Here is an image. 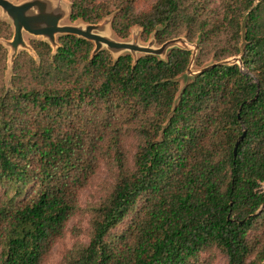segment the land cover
I'll return each instance as SVG.
<instances>
[{
    "label": "trees",
    "instance_id": "obj_1",
    "mask_svg": "<svg viewBox=\"0 0 264 264\" xmlns=\"http://www.w3.org/2000/svg\"><path fill=\"white\" fill-rule=\"evenodd\" d=\"M64 1L118 42L185 38L192 70L240 57L249 74L188 76L191 50L134 60L73 35L10 64L0 17V264H45L83 216L88 241L59 264H264V0Z\"/></svg>",
    "mask_w": 264,
    "mask_h": 264
},
{
    "label": "water",
    "instance_id": "obj_2",
    "mask_svg": "<svg viewBox=\"0 0 264 264\" xmlns=\"http://www.w3.org/2000/svg\"><path fill=\"white\" fill-rule=\"evenodd\" d=\"M0 9L7 15L13 27L12 41H2L6 47L9 46L11 48L9 54L10 64H12L16 58L18 48L20 47L23 48V50L32 53L31 47L24 44L23 33L30 34L33 37L42 38L44 41L47 40L54 50L58 46L55 40V35L58 34L73 35L92 42L94 44L93 54L105 48L114 56L128 52L134 60L137 58V54L163 56L169 48H185L192 51L190 62L186 70L188 76L201 74L218 65H232L234 63L239 65L244 74H249V72L244 69L240 57L231 58L200 70H192L198 46L189 43L185 38L169 40L159 47L154 46V41H151L146 46H142L138 43V35L133 36L132 42H118L107 36L106 34L109 32L110 19H105L102 23L97 25L86 24L79 26H62L60 23L66 15H68V10L62 4L53 3L50 0H27L20 4L13 3L9 0H0ZM46 10H50L49 12H51L47 17L48 25L41 28H33L30 23L34 20L35 15H37L36 13H43ZM244 135L245 129L243 128V134L238 138L234 147V156L236 155L238 144L243 139ZM261 209H264V204Z\"/></svg>",
    "mask_w": 264,
    "mask_h": 264
},
{
    "label": "rangeland",
    "instance_id": "obj_3",
    "mask_svg": "<svg viewBox=\"0 0 264 264\" xmlns=\"http://www.w3.org/2000/svg\"><path fill=\"white\" fill-rule=\"evenodd\" d=\"M24 1H27V0H24ZM24 1H22V2H24ZM50 1H52L53 3L62 4L69 11V8H68L69 5H68V3L66 1H64V0H50ZM22 2H19V3H16V4H20ZM49 11L50 10H46L43 13H36L37 15H35V18H34L33 21H31L30 25L33 28H41V27L47 26L48 25V18L47 17L51 13ZM0 17L2 19H5L6 21H8L9 24L11 25V27H12V24H11L10 20L8 19L7 15L4 14L1 9H0ZM60 25H62V26H79V25H86V24L80 23V22L71 23L68 20V15H66V17L61 21ZM12 29H13V27H12ZM139 34H140V30L139 29H133L131 34H130V37L126 41H123V42H132L133 36H135V35H138V43L140 45H142V46H146V45H148L151 42L150 41L147 44L141 43L139 41ZM106 35L109 36L111 39H113L115 41H118V40H116L113 37V35L111 34L110 30H109V32ZM59 36L60 35H58V34L55 35L56 43H57V38ZM23 39H24V44H26L27 46H29L28 41L30 39L44 40L42 38L33 37L32 35L27 34V33H23ZM2 41H1V43H2ZM5 41H8V40H5ZM45 41L47 42V40H45ZM4 47L8 50V54H10L11 48L9 46L6 47L5 45H4ZM20 51H25V50H23V48L20 47V48H18V53ZM138 55L139 54H137V56ZM101 176L104 177V175H101ZM96 187L97 186H95V188H93L91 190H88V191H85V192H83L81 194L80 204L82 205V208H85L87 205H89L91 200L95 197L96 191H98V188H96ZM77 224H78V228L80 229V231H82V234L80 236H78V239H75L76 236L72 235L71 229H73V227H77ZM87 232H88L87 218L85 216L73 218L69 222V224L67 226V232L65 233L64 237H62L60 240H58L57 243L54 245V247H53V249L51 251V254L48 257V259H47L45 264H59L60 261H61V257L63 255V253L66 250L70 249L73 246L74 243H76L78 241L86 243L88 241ZM224 262H225V257L223 255L217 254L216 257H215L214 264H224Z\"/></svg>",
    "mask_w": 264,
    "mask_h": 264
}]
</instances>
